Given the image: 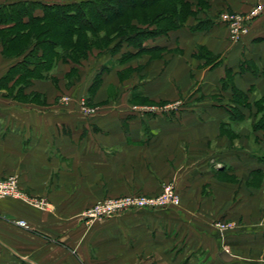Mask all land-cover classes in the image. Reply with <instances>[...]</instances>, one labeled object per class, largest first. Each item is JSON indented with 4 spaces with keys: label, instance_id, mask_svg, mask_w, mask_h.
<instances>
[{
    "label": "crops",
    "instance_id": "1",
    "mask_svg": "<svg viewBox=\"0 0 264 264\" xmlns=\"http://www.w3.org/2000/svg\"><path fill=\"white\" fill-rule=\"evenodd\" d=\"M221 1L147 45L162 49L166 63L151 62L146 79L132 86L121 83L129 69L120 67L117 56L93 54L79 70L92 73L80 86L98 106L94 116L53 106L54 91L41 108L0 101V179L17 176L24 192L49 205L43 211L19 200L0 202L1 216L31 228L0 219V264H264V258L237 252L264 251V224L249 223L242 234L222 238L214 226L256 219L263 198L249 184L264 178V129L255 128L261 119L256 103L264 97V0ZM259 5L263 11L249 34L232 45L219 13L248 14ZM202 48L209 58L199 56ZM59 66L64 76L75 67ZM195 86L205 100L181 118L135 110L136 101L182 100ZM32 89L25 94L52 86L37 82ZM222 129L244 138L233 144L221 138ZM220 176L242 181L238 201L235 185L221 183ZM169 183L181 196L180 208L135 210L94 222L84 217L104 196L158 195Z\"/></svg>",
    "mask_w": 264,
    "mask_h": 264
},
{
    "label": "trees",
    "instance_id": "2",
    "mask_svg": "<svg viewBox=\"0 0 264 264\" xmlns=\"http://www.w3.org/2000/svg\"><path fill=\"white\" fill-rule=\"evenodd\" d=\"M211 1L202 3L200 0H194L195 4H192L189 0H71L50 5L24 1L2 4L0 44L5 48L2 53L8 58L11 57L8 56L9 53L19 50L21 54L18 57L24 56L6 78L8 85L13 83L8 89L17 87L18 95L24 99L28 96L25 90L34 81H49L53 71L61 63L75 66L65 76L68 81H76L75 77L80 74V63L92 50L89 48V38L95 35L98 37L132 11L148 9L152 13L146 23L147 27L145 26L148 29L136 28L134 35H129V31L124 37H119L121 42L127 41L130 45L135 43V47L143 53L161 51L162 49L158 48H143L142 40L150 39L151 36H168L181 30L190 18L201 13L206 14L211 8ZM38 10L42 11V15L36 14ZM167 18H171V22L160 26ZM150 26L156 27L158 31L149 29ZM120 28L126 30L123 26ZM108 36L109 33L103 34V40L109 38ZM139 40L140 43L137 42ZM75 49L79 52L74 53ZM200 50L211 56L203 48ZM131 56L135 55L130 54ZM98 86L99 81L92 85L89 93L94 94ZM240 97L243 99L242 93ZM89 102L91 103L90 98ZM256 107L261 119L255 128L264 129V97L257 101Z\"/></svg>",
    "mask_w": 264,
    "mask_h": 264
},
{
    "label": "rangeland",
    "instance_id": "3",
    "mask_svg": "<svg viewBox=\"0 0 264 264\" xmlns=\"http://www.w3.org/2000/svg\"><path fill=\"white\" fill-rule=\"evenodd\" d=\"M40 2V3H44V4H58L61 2H65V1H71V0H0V5L2 4H10L13 2ZM174 2V0H172ZM179 1V0H178ZM192 4H195L194 0H189ZM202 3L203 1L206 0H200ZM215 1V0H212ZM218 2H220L221 0H216ZM222 2V1H221ZM220 2V3H221ZM211 3V2H210ZM179 5L181 3H178ZM211 5V4H210ZM261 6V5H259ZM259 6H257L256 8H254V10H256ZM262 7V6H261ZM263 10V7H262ZM253 11V10H252ZM225 13H230V11H225V12H220L219 13V17L221 19V16ZM36 14H40L42 15V11L40 12L39 10L36 11ZM230 14H240L241 16L246 17L248 14H242V13H230ZM149 16V17H148ZM152 16V13L148 11V9L145 10H139V11H132V12H128L126 13V15L124 17H122L115 26H112L111 28L107 29L106 31H103L102 34H100L98 37L97 35L92 36L91 38H89V42H90V46L88 43V46L91 50V53H89L88 57L83 59L82 63H80V66H82L85 62H88L92 59L91 56H93V54L97 53V54H102V55H112L113 57H116L120 60L119 64L122 65L120 67H125L128 68V71H125V73L123 74V76H121V83L123 84L124 82H126V84L128 86H132L134 84L137 83V81H144L143 76H145L146 74V69L148 67V65L153 62V61H164L166 63V59L163 57L164 53H161V51L159 52H152V53H143L139 51V48L135 47V43L133 45H130V43H128L127 41H122L121 39H119V37L121 38L124 37L125 35H127V33L132 34H136V30L138 28H143V29H148L146 28V23L148 22V19H150ZM135 18H139L138 20H133ZM209 20V18L207 19ZM205 20V22L207 21ZM120 22V23H119ZM171 22V18H167L165 21H163L160 26L162 25H166L168 23ZM208 22V21H207ZM253 22V21H252ZM142 23V24H140ZM252 24V23H251ZM251 24L248 26L249 28V32H250V28H251ZM121 26H123V28L126 30H123L122 28H120ZM146 26V27H145ZM159 27V26H158ZM137 28V29H136ZM226 28L228 30V38H229V42L234 45V44H238L234 43L231 39V32H230V28L226 25ZM149 29H152L153 31H158V29L156 27H151ZM248 32V34H249ZM105 33H109V38L104 39L102 35ZM166 36H158V38H163ZM158 38H154V36H151L150 39H145L144 41L139 40L137 41L138 43H142L143 44V48L147 45H150L151 42H154L155 40H157ZM138 39V38H137ZM2 51H5V48L3 45L0 44V101H16L18 103H22L25 104L27 106H35V107H45L47 106V101L49 100L48 98V93L49 91H54L55 92V99H53L54 104L53 106L56 107H67V108H77L78 112L82 113V104L84 102L85 107L90 109V110H94V111H99L98 110V106L95 105L94 103H90L89 102V97L88 95L86 96L84 90L81 91V81H86L87 79H89L90 75L92 74L89 70L85 69V71H82L81 74H79V76L75 77L76 81L71 79V80H67V76L63 75V71H60V69L62 68V66L60 67L58 65V67L53 71L52 75H51V79L49 81H34L33 84L28 88L29 90H33L32 88L35 86V84L37 82H43V84L45 85H50L52 86V89L50 90H43L42 93L43 94H39V93H35L34 91H29L31 92L26 98L23 99V96L20 97L19 92H18V88H14V89H8L10 87L11 84L8 85L7 82V76L9 75V72L12 70V68L14 66H16L19 62L20 59L23 58L24 56L18 57V55L21 54V51L16 50L14 53H9L8 56L11 57H5L4 54L2 53ZM75 52H79V50L75 49ZM140 52V53H139ZM130 54L135 55V56H131ZM203 55L204 57H210L207 56L205 54V52H203L202 50H199V56ZM151 74L149 75L150 78ZM148 77V76H147ZM76 82H78L76 88L74 89V91H71V88L73 86H75ZM191 92L192 94L190 96H187L186 98L179 100V101H173V102H154L153 104H149V102L147 100H145V102L142 101H136L135 103L137 104V106H135V110L137 109H141V113L140 116H149V117H175L176 119L181 118L183 116H185L186 114H189L190 112H192L191 110L197 105L198 100H205L202 99V94L199 95L198 90H197V86H195L194 88L191 87ZM91 94V92L89 93ZM93 95V94H92ZM17 96V97H16ZM236 97L239 98L240 94H236ZM205 98V97H204ZM209 99V98H208ZM91 100V99H90ZM139 106H146V107H139ZM154 112V113H153ZM194 113V112H193ZM84 114V113H83ZM86 115V114H85ZM96 115V114H95ZM138 115V114H137ZM139 116V115H138ZM257 116H260L257 114ZM221 138H232L231 141L233 144L239 145L240 142V138L243 140L244 137H241V135L239 133H234L225 129H222L221 131ZM227 138V139H228ZM235 139V140H234ZM224 144L220 143L219 147L223 148ZM211 147V145H210ZM217 148V147H215ZM14 178H17V180L19 181V178L17 176H11ZM9 177V178H11ZM219 181H221V183H226V184H234L236 187V194L234 196V201H238L241 197L242 194L239 193V191L241 190V188L243 187V183L239 178H228V177H223L220 176ZM249 184V182H248ZM20 185V182H19ZM167 185H174L173 183H169ZM165 185L164 188L167 186ZM254 187L255 193H258L260 196H262V207L260 211V215H256V219H241L239 220H220L219 222H217L214 226L215 228L218 230L221 238L224 237V235L229 234L230 232H235L236 233H243L242 230L245 228L243 225L249 224L251 223L252 225L257 224V226L259 225H263L264 224V178H260V179H256L255 181L253 180L250 184L249 187ZM163 188V191H164ZM176 188V186H175ZM177 190V188H176ZM20 191L22 192V194L25 196L24 199L19 200L22 203L27 204L28 206L35 208V209H39V210H47L49 205L47 204V201L45 199H39L38 197H35L33 195H31L28 192H24L21 187H20ZM162 191V192H163ZM162 192L160 194H162ZM177 193L180 197V204L177 207L174 208H180L182 206V199L181 196L177 190ZM254 193V194H255ZM158 195H146V194H142V193H138L135 194V192H129V193H125L119 196H104L102 197L97 203H95L93 206H91L89 209L86 210V212H84V215L90 211L93 210L95 208H97L98 206H100L103 203H106L109 200L112 201H119L122 200L123 198L126 199L128 197H145V198H154L155 196H159ZM15 200V199H13ZM3 201V200H2ZM18 201V202H19ZM232 201V200H230ZM226 204V203H225ZM135 211V210H134ZM132 212V211H129ZM123 214V213H122ZM121 215V214H120ZM85 217V216H84ZM86 218V217H85ZM0 219H2L3 221L5 220L8 221L6 223H8L9 225L11 224L13 227L17 228V229H23V230H31L29 224L26 221L23 220H18V219H14V218H7V217H3L0 215ZM24 223H26L25 225H22ZM239 230V231H237ZM237 251V250H236ZM239 254L243 255L244 257L246 256L247 258H254V257H258V259H263L264 258V251L254 254L253 252H244L243 250H238L237 251ZM260 257V258H259Z\"/></svg>",
    "mask_w": 264,
    "mask_h": 264
},
{
    "label": "built area",
    "instance_id": "4",
    "mask_svg": "<svg viewBox=\"0 0 264 264\" xmlns=\"http://www.w3.org/2000/svg\"><path fill=\"white\" fill-rule=\"evenodd\" d=\"M262 7L259 6L253 10L246 17L240 14L225 13L221 16V21L230 28L231 39L234 43L240 42L248 35V26L258 18L262 12ZM82 113L94 116L96 111L90 110L82 104ZM24 195L20 191V185L17 178L11 177L7 179H0V202L5 199L22 200ZM180 204V197L174 185H167L164 191L159 196L154 198L145 197H128L119 201L109 200L101 204L97 208L88 211L84 216L89 222L103 220L118 216L134 210H162L171 207H177ZM26 223L23 222L22 225Z\"/></svg>",
    "mask_w": 264,
    "mask_h": 264
},
{
    "label": "water",
    "instance_id": "5",
    "mask_svg": "<svg viewBox=\"0 0 264 264\" xmlns=\"http://www.w3.org/2000/svg\"><path fill=\"white\" fill-rule=\"evenodd\" d=\"M222 258L225 259V260H227L229 258V256H228V254L226 252H224L222 254Z\"/></svg>",
    "mask_w": 264,
    "mask_h": 264
}]
</instances>
